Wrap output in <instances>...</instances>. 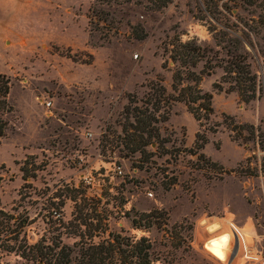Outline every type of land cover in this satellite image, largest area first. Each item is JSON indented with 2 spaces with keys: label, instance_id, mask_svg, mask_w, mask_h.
Masks as SVG:
<instances>
[{
  "label": "rangeland",
  "instance_id": "1",
  "mask_svg": "<svg viewBox=\"0 0 264 264\" xmlns=\"http://www.w3.org/2000/svg\"><path fill=\"white\" fill-rule=\"evenodd\" d=\"M53 1L14 0L20 10L0 9V73L10 79L12 107L0 137V207L27 214L30 243L46 238L72 245L79 241L75 223L61 230L45 225L42 208L63 201L62 219L70 222L74 202L57 196L80 188L90 199L86 213L95 207V214L107 215L109 233L149 238L156 264H264V92L245 103L235 93L214 91L222 76L215 69L200 84L213 94L207 121L173 103L160 125L163 149L152 143L149 158L119 157L118 149L101 153L102 136L119 134L130 96L141 100L155 84L170 92L173 63L165 50L178 42L227 50V29L243 30L249 34L242 33L249 38L244 50L264 89L257 9L249 0H170L164 7L158 0H55L56 16L49 19ZM97 11L109 22L99 21L105 17ZM141 30L144 38H135ZM197 134L207 138L199 153L223 171L194 154ZM29 158L39 171L25 182L20 167ZM153 210L165 212L167 225L159 216L158 227L132 226ZM215 223L220 227L209 232ZM236 240L229 262L221 246ZM0 264L24 262L0 254Z\"/></svg>",
  "mask_w": 264,
  "mask_h": 264
},
{
  "label": "trees",
  "instance_id": "2",
  "mask_svg": "<svg viewBox=\"0 0 264 264\" xmlns=\"http://www.w3.org/2000/svg\"><path fill=\"white\" fill-rule=\"evenodd\" d=\"M169 1L158 0L159 7L166 6ZM246 2L250 7L257 9L256 19L253 20L256 29H264V3L258 5L252 0ZM95 13L99 16L104 15L105 18H99V21L109 22L108 14H103L102 11ZM242 33L249 35L243 30L227 29V50H199L192 42H178L175 50H165L173 63L169 68L172 73L170 92L165 87L155 84L149 87V92L144 94L141 100L130 96L128 104L123 107L119 115V134L102 136L101 153L104 155L106 151L113 152L118 149L121 153L119 157L138 154L143 158H149L147 149L152 143L156 144L157 150L163 149L165 140L161 136L160 125L168 120L173 103H183L196 121H207L213 114V94L203 91L200 84L203 77L213 74L215 69L221 70L222 76L219 82L213 84L214 91L235 93L245 103L261 97L264 89L251 67L248 50H244L249 38L246 37L247 39L244 40ZM135 35L137 39H143L145 36L143 30ZM222 52L224 56L221 57ZM200 64L201 68H199ZM10 87L8 76L0 73V137L4 136L8 126L6 116L12 112L8 100ZM224 117L233 122L231 117ZM243 127L254 129L252 125ZM200 137L197 134L194 154L214 169L223 171L222 167L199 153L207 143L206 137ZM119 147H122V150ZM20 171L23 180L27 182L36 178L39 166L34 158H29L21 165ZM66 191L65 195L57 197L74 202L75 211L72 220L66 223L62 219L64 203L60 201L59 204L52 203L42 208L45 213L42 221L45 225H57L59 230L65 228L66 224L75 223L78 230L72 235L79 239L78 242L68 245L62 243L60 239L48 241L46 238H41L30 243L27 239V229L31 226V222L27 214L17 212L14 208L7 211L0 207V254H13L24 264H156L159 258L154 255V245L149 238L135 239L120 233H109L107 215L102 217L95 214V207L89 208L91 212L86 213L89 205L87 202L90 199L80 188H67ZM20 196L22 198V195ZM159 216L163 217L162 225H167L165 212L153 210L132 219V226L135 229L146 230L158 227ZM99 233L108 234V237L94 242V237H98Z\"/></svg>",
  "mask_w": 264,
  "mask_h": 264
},
{
  "label": "crops",
  "instance_id": "3",
  "mask_svg": "<svg viewBox=\"0 0 264 264\" xmlns=\"http://www.w3.org/2000/svg\"><path fill=\"white\" fill-rule=\"evenodd\" d=\"M18 5H20V4L14 3V0H0V9H2V10H11V9L20 10V7ZM49 6H51V10H50V13L48 12V17H49V19H50V17H52L54 19L56 16L55 0L53 2H51ZM25 15H26V20L29 19V21H30V14H23V16H25Z\"/></svg>",
  "mask_w": 264,
  "mask_h": 264
},
{
  "label": "water",
  "instance_id": "4",
  "mask_svg": "<svg viewBox=\"0 0 264 264\" xmlns=\"http://www.w3.org/2000/svg\"><path fill=\"white\" fill-rule=\"evenodd\" d=\"M219 227H220V224L219 223H215V224L209 226L207 229H208L209 232H212V231L218 229ZM237 249H238L237 240H236V243L234 245H230V246H227V244L224 243L221 246V255L224 256L225 254H227L228 257H229V262H230L235 257V255L237 253Z\"/></svg>",
  "mask_w": 264,
  "mask_h": 264
}]
</instances>
